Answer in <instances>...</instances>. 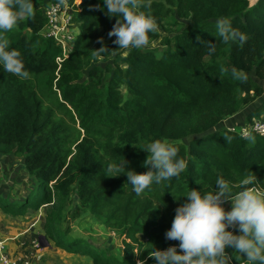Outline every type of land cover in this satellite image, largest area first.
<instances>
[{
  "label": "trees",
  "instance_id": "trees-1",
  "mask_svg": "<svg viewBox=\"0 0 264 264\" xmlns=\"http://www.w3.org/2000/svg\"><path fill=\"white\" fill-rule=\"evenodd\" d=\"M54 1L34 0L40 7L34 6L32 17L0 34L19 52L27 73L0 71V154L23 157L28 177L35 180V188L21 199L1 194L0 209L17 217L46 206V239L68 254L89 256L93 264H155L150 248L179 244L165 232L188 187L211 191L219 175L233 191L245 176L264 188V137L218 127L264 95L256 80L264 81V0H145L149 6L141 10L151 14L158 30L142 49L113 43L108 32L116 17L97 7L103 0H67L79 26L67 56L43 34L42 6ZM219 17H228L246 34L243 45L219 42L214 36ZM187 19L192 23L180 22ZM205 42L217 43L214 51L209 53ZM123 51L128 55L122 62L98 64ZM232 67L246 73V82L231 78ZM46 92L79 123L77 136L45 110ZM255 119H264V101L247 115L246 126ZM225 136L232 139L226 142ZM154 139L177 146L188 164L179 177L138 196L126 175L104 173L108 163L122 160L126 170L147 171L148 153L139 147ZM74 198L78 204L67 215L76 220L89 212L119 233L121 257L72 237L69 226L60 227ZM232 264L239 262L232 257Z\"/></svg>",
  "mask_w": 264,
  "mask_h": 264
},
{
  "label": "clouds",
  "instance_id": "clouds-1",
  "mask_svg": "<svg viewBox=\"0 0 264 264\" xmlns=\"http://www.w3.org/2000/svg\"><path fill=\"white\" fill-rule=\"evenodd\" d=\"M66 2L58 0L61 5ZM148 6L145 0H103L97 5L109 17H116L108 36L115 37L113 43L119 49H142L150 43L149 34L157 32L158 26L151 14L141 10ZM33 13L34 0H0V34L12 31ZM215 30L214 36L226 45L246 42V34L234 28L228 17L217 18ZM205 43L209 53L214 51L217 43ZM9 44L0 35V71L26 76L19 52ZM230 76L241 83L247 80L246 73L235 67ZM231 139L225 136L226 142ZM139 148L148 153L143 161L147 171L126 170L122 160L108 163L104 172L108 176L126 175V183L138 196L153 185L179 177L188 168L186 160L178 156L177 146L170 142L154 139ZM196 182L202 186L200 180ZM254 182L252 176H245L239 180L238 190L233 191L229 182L218 175L211 191L188 187L181 195L186 199L175 208L171 226L165 232L166 239L179 244L165 250L150 248L149 256L155 264H232V257L239 264H264V188L256 187ZM224 201L230 202V210H225ZM227 249L232 250L230 254Z\"/></svg>",
  "mask_w": 264,
  "mask_h": 264
},
{
  "label": "rangeland",
  "instance_id": "rangeland-1",
  "mask_svg": "<svg viewBox=\"0 0 264 264\" xmlns=\"http://www.w3.org/2000/svg\"><path fill=\"white\" fill-rule=\"evenodd\" d=\"M252 4L255 0H251ZM35 7H40V4H35ZM47 6V5H46ZM46 6H42L45 12ZM184 25L191 24V20H180ZM73 30L79 31V26L73 24ZM159 42H156L158 45ZM128 55V51L120 53H114L109 61L100 59L98 64L105 66L107 63L113 61H120ZM252 77L255 75L250 73ZM257 79V78H256ZM60 96V94H59ZM58 96V98H60ZM45 110H50L53 113L57 122L63 123L68 130L72 133V137L77 136L79 123H73L72 118L66 112V109L59 105L57 96L52 93H45V97H42ZM264 98L258 100L261 102ZM239 119L241 117H238ZM229 121V120H227ZM188 143V140L184 141ZM25 159L13 154L1 155L0 154V195L8 194L12 200L21 199L27 196L35 188V180L29 178L25 170ZM78 200L74 198L63 211V220L59 224L62 229L71 227V236L74 238H81L92 242L95 247L103 248L104 251L110 253L115 257H121L122 242L119 233L112 231L108 227L98 222L89 212L83 214L81 217L73 220L70 215H67L68 210L76 208ZM225 210H230V202H224ZM46 206L41 207L35 211L30 209L24 216L13 217L9 214H5L0 209V235L7 237H15L17 241L12 243V247H16L15 244L27 247L35 240L41 239L42 246L39 248V252L35 253L34 257H31L30 264H93L92 259L89 256L83 255H69L55 247L52 241H48L45 237L44 222ZM140 240L145 241L143 236H139ZM48 242V246H46ZM22 247V248H25ZM32 249H30L31 251ZM27 253V252H26Z\"/></svg>",
  "mask_w": 264,
  "mask_h": 264
},
{
  "label": "built area",
  "instance_id": "built-area-1",
  "mask_svg": "<svg viewBox=\"0 0 264 264\" xmlns=\"http://www.w3.org/2000/svg\"><path fill=\"white\" fill-rule=\"evenodd\" d=\"M45 18L47 19L43 34L47 38H53L62 49L64 56L74 45L78 32L73 30L74 11L72 5L66 2L61 5L58 1L50 2L45 8ZM58 63L62 62L58 58ZM252 132L264 137V119H255L250 126L242 129L241 133L248 136ZM17 238L0 235V264H30L31 257L35 256L41 248V239L35 240L25 247L24 243L12 247V243L16 242ZM25 247V248H22ZM30 249H32L30 251ZM27 252V253H26Z\"/></svg>",
  "mask_w": 264,
  "mask_h": 264
},
{
  "label": "crops",
  "instance_id": "crops-1",
  "mask_svg": "<svg viewBox=\"0 0 264 264\" xmlns=\"http://www.w3.org/2000/svg\"><path fill=\"white\" fill-rule=\"evenodd\" d=\"M256 80L264 88V81L259 80V79H256ZM261 98H264V95ZM261 98H259V99H261ZM258 100L256 102H254V103H250L248 105H245L236 115H234L232 117H229V118L225 119L224 121H222V123L218 127H227V128L234 129L236 131H240L241 132L242 129L244 127H246V125H247L245 123L247 115L250 114L251 112H253L255 110V108L262 101H264V100H261V102H258ZM238 117H241V118L239 119ZM227 120H229V121H227ZM69 255L78 256L79 254H69Z\"/></svg>",
  "mask_w": 264,
  "mask_h": 264
},
{
  "label": "water",
  "instance_id": "water-1",
  "mask_svg": "<svg viewBox=\"0 0 264 264\" xmlns=\"http://www.w3.org/2000/svg\"><path fill=\"white\" fill-rule=\"evenodd\" d=\"M46 246H48V242H46Z\"/></svg>",
  "mask_w": 264,
  "mask_h": 264
}]
</instances>
